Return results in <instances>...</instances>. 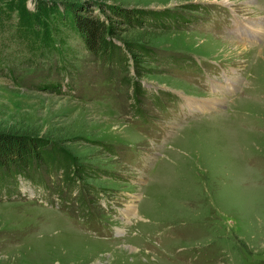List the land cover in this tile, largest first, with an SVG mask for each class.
Returning <instances> with one entry per match:
<instances>
[{
  "label": "rangeland",
  "instance_id": "obj_1",
  "mask_svg": "<svg viewBox=\"0 0 264 264\" xmlns=\"http://www.w3.org/2000/svg\"><path fill=\"white\" fill-rule=\"evenodd\" d=\"M0 19V137L50 154L0 170V264H264V0H14Z\"/></svg>",
  "mask_w": 264,
  "mask_h": 264
},
{
  "label": "trees",
  "instance_id": "obj_2",
  "mask_svg": "<svg viewBox=\"0 0 264 264\" xmlns=\"http://www.w3.org/2000/svg\"><path fill=\"white\" fill-rule=\"evenodd\" d=\"M2 1L11 4L14 0H0V3ZM71 23L83 35L86 47L90 52H102L100 55L108 57L109 53L115 54L116 49H119V46L113 44L111 40L105 37L106 34L116 36L117 33L114 28L109 24L106 25L99 18L97 20L94 18L89 20L88 18L76 15L72 18ZM0 26H2L1 23ZM125 59L126 56L123 57V60ZM3 137H0V170L2 171L4 169L12 171L14 167L17 168L14 171H23L38 158L49 159L47 155L49 156L50 154H46L45 146L41 140Z\"/></svg>",
  "mask_w": 264,
  "mask_h": 264
},
{
  "label": "bare ground",
  "instance_id": "obj_3",
  "mask_svg": "<svg viewBox=\"0 0 264 264\" xmlns=\"http://www.w3.org/2000/svg\"><path fill=\"white\" fill-rule=\"evenodd\" d=\"M256 2H257V1H256ZM256 2H255V3H256ZM226 3L229 4L227 1H224V4H225V5H227ZM261 20H262V19H261ZM259 22H260V21H259ZM260 25H261V24L258 23V24L256 25V27L258 28ZM255 31H256L257 33L260 32L259 29H255ZM235 48H239V47L235 45ZM240 49H241V47H240ZM242 50H244V49L242 48ZM246 50H247V49H246ZM213 100H214V99H213ZM211 101H212V100H211Z\"/></svg>",
  "mask_w": 264,
  "mask_h": 264
}]
</instances>
